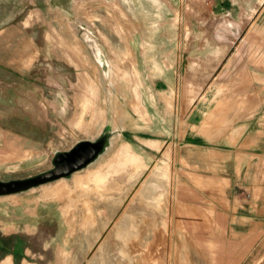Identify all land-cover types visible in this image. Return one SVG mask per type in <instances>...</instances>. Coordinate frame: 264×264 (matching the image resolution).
Listing matches in <instances>:
<instances>
[{"label":"rangeland","instance_id":"obj_1","mask_svg":"<svg viewBox=\"0 0 264 264\" xmlns=\"http://www.w3.org/2000/svg\"><path fill=\"white\" fill-rule=\"evenodd\" d=\"M123 2V12L108 2L104 13L102 0H20L27 27H45L52 57L41 60L43 78L57 110L45 143L1 160L0 179L48 171L58 152L82 140L108 133L109 141L71 176L0 196V218L47 217L39 237L53 236L60 248L45 257L50 264H264V74L261 159L244 155L226 166L218 152L246 145L175 142L197 129L176 110L183 97L148 94L145 61L153 30L160 39L164 27H188L193 17L185 0ZM85 32L107 45L105 59L89 52ZM49 64L71 71L69 83ZM179 190L204 207L184 205Z\"/></svg>","mask_w":264,"mask_h":264},{"label":"crops","instance_id":"obj_2","mask_svg":"<svg viewBox=\"0 0 264 264\" xmlns=\"http://www.w3.org/2000/svg\"><path fill=\"white\" fill-rule=\"evenodd\" d=\"M19 5L20 0H0V161L23 157L45 143L57 110L55 91L43 78L41 60L50 54L45 27H27ZM184 13L193 17L188 27H164L160 39L152 31L153 50L145 61L148 94L183 97L176 110L197 132L179 140L174 136L175 142L217 149L224 143L246 145L240 153L218 152L226 166L244 155L261 159L264 0H185ZM49 66L52 73L61 69L69 83L71 71ZM184 191L177 192L184 205L204 207L186 201ZM40 218L36 212L0 218V264L52 262L45 257L60 248L53 236L40 239L41 222L48 220Z\"/></svg>","mask_w":264,"mask_h":264},{"label":"water","instance_id":"obj_3","mask_svg":"<svg viewBox=\"0 0 264 264\" xmlns=\"http://www.w3.org/2000/svg\"><path fill=\"white\" fill-rule=\"evenodd\" d=\"M81 37L87 45L92 40L98 43L94 37H88L85 33ZM108 137V133H105L95 141L82 140L70 150L58 152L53 161V168L48 171L23 179L9 181L0 179V196L20 193L32 187L71 176L74 172L90 165L100 156L108 144Z\"/></svg>","mask_w":264,"mask_h":264},{"label":"flooded vegetation","instance_id":"obj_4","mask_svg":"<svg viewBox=\"0 0 264 264\" xmlns=\"http://www.w3.org/2000/svg\"><path fill=\"white\" fill-rule=\"evenodd\" d=\"M103 1V4H102V11H104V13H107V10H106V6H108L107 5V3L108 2H114L115 3V5H118L119 6V8H120V10H122L121 12H123V8H124V2H123V0H112V1H109V0H102ZM110 6H112V5H110ZM125 9L127 10V8L125 7ZM110 10H112L111 8H110ZM82 31V30H81ZM82 32H84V31H82ZM85 34L86 35H88V37H91L92 35H90L89 33H87V32H85ZM81 35H82V33H81ZM93 37V36H92ZM102 44L103 45H100V43H96L95 41H91L90 43H89V45H88V50H89V52L93 55V57L95 58V59H101V58H103V59H105V57H104V53L103 52H108V50H107V45L106 44H104L103 42H102Z\"/></svg>","mask_w":264,"mask_h":264}]
</instances>
